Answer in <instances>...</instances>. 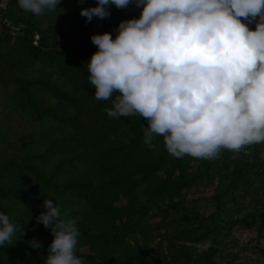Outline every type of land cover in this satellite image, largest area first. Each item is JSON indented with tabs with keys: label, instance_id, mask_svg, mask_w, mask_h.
<instances>
[{
	"label": "trees",
	"instance_id": "1",
	"mask_svg": "<svg viewBox=\"0 0 264 264\" xmlns=\"http://www.w3.org/2000/svg\"><path fill=\"white\" fill-rule=\"evenodd\" d=\"M96 3L60 0L35 15L9 0L0 10L20 27L0 23V210L25 229L0 247V264L28 255L43 264L54 236L36 216L47 195L78 218L85 264H264V248L251 259L234 234L242 226L255 232L250 242L264 240V143L178 158L161 135L156 148L144 143L147 118L110 116L112 100L97 99L89 81L91 36L115 38L141 9L112 4L110 16L88 21L81 9Z\"/></svg>",
	"mask_w": 264,
	"mask_h": 264
},
{
	"label": "clouds",
	"instance_id": "2",
	"mask_svg": "<svg viewBox=\"0 0 264 264\" xmlns=\"http://www.w3.org/2000/svg\"><path fill=\"white\" fill-rule=\"evenodd\" d=\"M84 0H78L83 3ZM132 0H98L81 14L111 15V5ZM42 15L60 0H18ZM141 14L122 19L112 31L93 33L98 46L87 62L97 99L112 100L110 116L147 118L144 143L167 151L212 159L223 149L239 151L264 143V0H135ZM255 23V27L250 25ZM119 90V92H116ZM114 97V99H112ZM46 196L36 216L54 239L43 264H85L77 253L78 218ZM24 226L0 210V247L14 244ZM39 249L42 242L29 241Z\"/></svg>",
	"mask_w": 264,
	"mask_h": 264
},
{
	"label": "rangeland",
	"instance_id": "3",
	"mask_svg": "<svg viewBox=\"0 0 264 264\" xmlns=\"http://www.w3.org/2000/svg\"><path fill=\"white\" fill-rule=\"evenodd\" d=\"M203 191L204 190L199 189V192H197L196 195L200 196V195H207L208 194L207 191L206 192H203ZM205 204H206V201L202 200L199 207L203 208V206ZM234 234L239 239L240 244L249 245L250 248L246 251L247 256L250 257L251 259L257 258L258 257L257 254L251 252L250 249L253 247L257 251H259L260 249L264 248V240H260V241L254 240V241L250 242L249 239L255 234V232L252 229L242 227V226H237L236 229L234 230ZM263 255H264V253H263ZM19 261H17V263ZM35 261H36L35 255H28V256L24 257V259L22 260V264H34ZM262 262L263 261H261L260 264H262Z\"/></svg>",
	"mask_w": 264,
	"mask_h": 264
},
{
	"label": "built area",
	"instance_id": "4",
	"mask_svg": "<svg viewBox=\"0 0 264 264\" xmlns=\"http://www.w3.org/2000/svg\"><path fill=\"white\" fill-rule=\"evenodd\" d=\"M9 0H0V10H7ZM0 23L5 24L8 26L10 29H12L13 33H16L19 31V26L15 25L10 19L7 17H2L0 13ZM189 243V242H188ZM197 247H199L201 250L207 248L208 244H197Z\"/></svg>",
	"mask_w": 264,
	"mask_h": 264
}]
</instances>
